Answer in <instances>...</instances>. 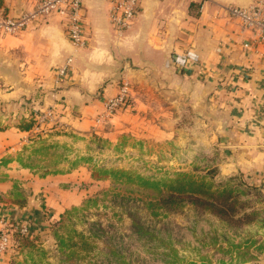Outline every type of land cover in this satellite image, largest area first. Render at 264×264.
Here are the masks:
<instances>
[{"label":"crops","instance_id":"1","mask_svg":"<svg viewBox=\"0 0 264 264\" xmlns=\"http://www.w3.org/2000/svg\"><path fill=\"white\" fill-rule=\"evenodd\" d=\"M253 1L142 0L132 25L118 34L108 20V0H84L85 48L72 46L58 16L0 37V217L30 222L39 232L80 205L95 184L109 181L92 178L68 152L55 164L34 160L36 149L23 145L34 130L19 124L49 106L66 127L37 137L43 144L69 149L74 135L87 140L94 131L149 158L158 154H148V147L170 144L180 162L205 152L220 174H244L264 185V42L252 41L225 9ZM31 8V0H0L6 14ZM69 57L71 72L58 76ZM123 79L130 82L128 106L97 129L96 116ZM125 138L134 144L122 143ZM31 260L19 246L0 255V264Z\"/></svg>","mask_w":264,"mask_h":264},{"label":"rangeland","instance_id":"2","mask_svg":"<svg viewBox=\"0 0 264 264\" xmlns=\"http://www.w3.org/2000/svg\"><path fill=\"white\" fill-rule=\"evenodd\" d=\"M123 80L129 82L127 79ZM46 109L53 107L49 106ZM55 116L56 121L41 124L35 119L24 122V124L31 123L30 129L38 125V128L32 129L34 131L23 141V145L36 149L34 160L44 158L45 161L48 159V162L55 164L68 152L75 156V163L84 162L90 171L94 168L123 169L150 181H166L180 171L191 172L197 176L206 175V179H212L215 183H221L232 177V175L220 174L212 178L209 171L214 169L213 158L205 152L198 154L196 159L192 153L186 154L180 162L176 155L181 154L174 145L170 144L167 148H163L161 144L148 147V154H158L149 158L150 156L140 152L131 151L124 144H115L95 134L94 131L90 132L87 140H82L84 136L74 135V145L69 149L60 145V142H57V145H48L37 141V137L45 136L49 130L62 128L63 125L66 127L63 123L61 125L57 113ZM96 118V128L105 123L98 124ZM122 143L134 144L129 138H125ZM46 151L50 155H45ZM30 162L35 161L30 159ZM177 164L186 165L185 169L178 168ZM236 175H241V179L247 185L238 183V179L231 183L234 187L238 186L243 190V193L238 194L240 199L247 202L242 212L256 211L259 214L253 221L240 227L224 226L212 214L198 212L191 206L167 210V212L157 204L154 205L155 198L143 190L146 188L148 192H152L153 187L138 186L140 183L138 179L132 182L122 179L121 182L114 178L95 184L80 205L68 209V213H64L61 218L51 219L45 229L28 236L33 246L23 248L27 253H32L35 261L31 260V264H72L58 249L56 235L65 238L69 242L67 245L70 244L69 237L73 238L72 244L77 243L74 247L77 256L73 258L76 264H244L248 262L256 264L258 261L262 262L264 249H257L256 245L264 240V185L251 184L245 179L244 174ZM154 212H157V215H154ZM75 232L83 233L85 240L90 244V250L83 248L82 241ZM232 244L250 247L245 251L247 254L242 255L236 249H229ZM240 249L242 250V247ZM70 250L67 248L64 252L69 253Z\"/></svg>","mask_w":264,"mask_h":264},{"label":"built area","instance_id":"3","mask_svg":"<svg viewBox=\"0 0 264 264\" xmlns=\"http://www.w3.org/2000/svg\"><path fill=\"white\" fill-rule=\"evenodd\" d=\"M32 8L24 10L17 15H10L0 11V37L6 35H17L26 31L29 27L52 17L58 16L64 23L68 40L76 49L85 48L90 42V30L86 22L84 0H31ZM142 0H108L109 19L112 27L118 34L127 30L137 17ZM204 3V0H191ZM227 13L237 19L243 30L251 33V40L264 42V0H254L249 6L225 8ZM248 46V45H246ZM191 57V56H190ZM188 57V58H190ZM71 57L57 68L60 77L69 75L72 70ZM180 66L186 61L176 59ZM130 84L123 80L118 93L108 98L103 105V112L96 120L102 123L111 118L115 112L126 108L129 104ZM35 120L38 124L56 121L53 109L40 112ZM38 128L32 127V129ZM31 129V131H32ZM34 232L32 223L24 220H10L0 217V255L10 254L15 249L12 239L13 233L22 236H31Z\"/></svg>","mask_w":264,"mask_h":264},{"label":"trees","instance_id":"4","mask_svg":"<svg viewBox=\"0 0 264 264\" xmlns=\"http://www.w3.org/2000/svg\"><path fill=\"white\" fill-rule=\"evenodd\" d=\"M19 127L24 130H28L31 127L30 124H24L22 122ZM212 178H216L220 175L217 167L209 171ZM92 178L97 180L103 179H114L123 181H134L138 179L140 183L138 186L146 187L151 186L154 188L152 192L147 191L146 194L151 195L155 198L154 205H158L166 209V211L175 210L185 206H191L198 212L209 213L215 216L224 226H231L234 228L240 227L248 222L253 221L259 214L256 211L247 213L242 210L245 208L247 202L239 198L238 194L243 193V190L234 187L233 180L238 179V183L247 186L246 183L241 179V175H232L221 183H215L212 179H206V175L197 176L191 172H176L172 178L166 181H150L140 176L139 174H133L123 169H106V168H94L91 171ZM255 189V187H253ZM257 190V189H255ZM152 193V194H150ZM167 211V212H168ZM64 213H68L66 210ZM63 213V214H64ZM60 216V218L63 216ZM157 215V212H154ZM79 239L82 241L83 248L90 250V244L85 240L83 233L75 232ZM58 240V249L63 255H66L67 259L73 262V258L77 256L76 244L73 243V238L69 237L70 244L65 238L56 235ZM12 239L15 243L16 248L19 247H30L33 246L32 242L28 240V237L22 236L19 233H13ZM254 242V241H253ZM73 245V246H71ZM27 247V248H28ZM242 247V250L240 249ZM250 246L247 245H231L229 249H236L238 253L246 255ZM67 248L71 249L69 253H65L64 250ZM257 249H264V240L256 245ZM220 249L223 250L222 247ZM175 251V250H174ZM224 251V250H223ZM232 251V250H231ZM230 252V251H229ZM241 255V254H240ZM243 261V260H242ZM247 262V261H245ZM194 264V263H189Z\"/></svg>","mask_w":264,"mask_h":264}]
</instances>
